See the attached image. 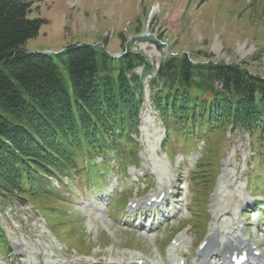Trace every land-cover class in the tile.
<instances>
[{
	"label": "rangeland",
	"instance_id": "rangeland-1",
	"mask_svg": "<svg viewBox=\"0 0 264 264\" xmlns=\"http://www.w3.org/2000/svg\"><path fill=\"white\" fill-rule=\"evenodd\" d=\"M31 2L30 17L44 22L39 35L24 44L27 51L52 50L55 56L69 45L89 43L115 58L127 51L139 53L153 69L143 77L145 100L135 136L138 147L132 151L125 147L119 156L108 154L110 176L100 174L110 182L107 188H99L97 196L110 192L111 197H107L108 204L94 203L104 209L107 206L106 211L95 212L91 199L84 203L80 172L61 183L54 177L48 193L25 200L0 197V225L7 240L0 242L8 248L0 247V264H130L137 254L162 261V256L177 255L170 248L166 255L167 248H163L178 230L186 239L182 251L190 258L195 244L221 223L226 233L234 231L248 239L245 227L253 242L264 249V230L257 229L264 226V200L260 199L264 196V137L251 138L241 128L230 127L213 134L205 145L202 140L191 145L179 140L162 145L166 130L150 100L156 91L151 80L170 56L187 54L193 63L240 64L264 77V0ZM61 69L69 81L62 65ZM136 73L142 74L143 67ZM127 154L138 161L136 166L127 165L134 175L123 178ZM175 178L178 203L170 205L160 218H149L152 224L146 226L153 231L138 226L144 217L141 214L126 218L117 194L126 195L124 203L129 197L148 198ZM254 198L260 200L258 205ZM250 209L259 211L251 216ZM163 220L167 222L158 227Z\"/></svg>",
	"mask_w": 264,
	"mask_h": 264
},
{
	"label": "trees",
	"instance_id": "trees-1",
	"mask_svg": "<svg viewBox=\"0 0 264 264\" xmlns=\"http://www.w3.org/2000/svg\"><path fill=\"white\" fill-rule=\"evenodd\" d=\"M31 12V0H0L4 200L48 193L50 177L86 173V158L137 148L143 77L153 69L139 53L114 59L89 43L69 45L55 57L27 51L24 44L39 35L44 22ZM139 66L143 75L136 73ZM151 87L165 145L173 140L191 145L230 127L264 137V77L240 64L193 63L187 54L166 57ZM4 237L0 225V240Z\"/></svg>",
	"mask_w": 264,
	"mask_h": 264
},
{
	"label": "bare ground",
	"instance_id": "bare-ground-1",
	"mask_svg": "<svg viewBox=\"0 0 264 264\" xmlns=\"http://www.w3.org/2000/svg\"><path fill=\"white\" fill-rule=\"evenodd\" d=\"M168 188L167 190H169ZM161 192V191H160ZM157 195H153L152 197H155ZM148 198V200L150 199ZM223 230L221 229H215L212 234L208 237V245L207 248H210V251L214 252V254H218L220 251H224L225 253L227 251H237V250H243V249H248L249 243L247 241L238 239V243L236 244L232 239L234 238L233 236L228 237L227 240H220L218 237L220 234H223ZM115 263V262H114ZM123 262L121 261V264ZM205 264H212V262L209 259L204 260Z\"/></svg>",
	"mask_w": 264,
	"mask_h": 264
}]
</instances>
